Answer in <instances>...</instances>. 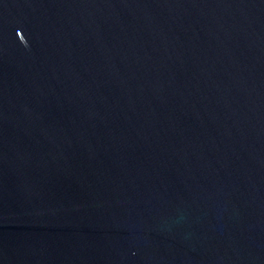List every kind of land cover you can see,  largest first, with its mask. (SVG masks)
<instances>
[{
  "label": "water",
  "instance_id": "95a60500",
  "mask_svg": "<svg viewBox=\"0 0 264 264\" xmlns=\"http://www.w3.org/2000/svg\"><path fill=\"white\" fill-rule=\"evenodd\" d=\"M0 264H264V0H0Z\"/></svg>",
  "mask_w": 264,
  "mask_h": 264
}]
</instances>
